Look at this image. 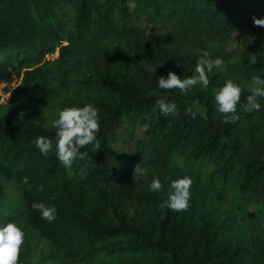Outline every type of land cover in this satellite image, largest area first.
Returning a JSON list of instances; mask_svg holds the SVG:
<instances>
[{"label": "trees", "instance_id": "16d2710c", "mask_svg": "<svg viewBox=\"0 0 264 264\" xmlns=\"http://www.w3.org/2000/svg\"><path fill=\"white\" fill-rule=\"evenodd\" d=\"M253 16L264 18V0H0V82L15 81L0 103V227L24 233L19 264H264V103L245 111L241 81L264 79ZM203 51L223 60L207 88H159L170 71L191 76ZM228 79L242 89L234 123L215 101ZM161 98L179 115L161 113ZM87 104L100 131L67 168L51 122ZM184 176L187 210L161 209Z\"/></svg>", "mask_w": 264, "mask_h": 264}, {"label": "clouds", "instance_id": "9594fccd", "mask_svg": "<svg viewBox=\"0 0 264 264\" xmlns=\"http://www.w3.org/2000/svg\"><path fill=\"white\" fill-rule=\"evenodd\" d=\"M253 23L255 26L264 27V18L253 16ZM222 65L221 58L213 60L208 51H203L196 60L191 76L181 78L174 71H170L166 78L161 76L158 79V86L168 91L178 89L181 94H187L197 84H202L207 88L209 84L207 73L211 72L214 67L221 68ZM248 89L250 95L246 97L247 103L244 105V109L248 112L259 111L261 104L257 98H264V79L254 76ZM241 94L242 89L231 79H228L215 93L217 110L224 115L225 123H234L239 119L237 104L240 102ZM156 103L161 113L172 116L179 115L175 103L169 104L163 98L158 99ZM190 114L195 119L197 113L193 111ZM23 117L24 113L21 112L19 118L23 120ZM44 126L48 127L47 124ZM51 126L56 129L57 158L61 164L70 168L77 158L84 159L87 155L86 152H81V149L96 140V134L100 131L98 110L92 104L83 107H66L59 111L58 119L53 120ZM35 144L42 154L48 155L52 150L53 142L47 137L40 136L36 138ZM144 174L140 164H137L133 170L134 180L136 181ZM165 179L169 178L165 177ZM191 184L192 180L187 176L171 180L168 197L159 207L172 211H186L190 199ZM149 188L153 192H160L163 189V184L158 177H155L150 182ZM32 208L38 210L48 222H52L56 218L54 207L34 202ZM23 243L24 233L14 222L9 221L0 227V264H19L20 249Z\"/></svg>", "mask_w": 264, "mask_h": 264}, {"label": "rangeland", "instance_id": "374dc122", "mask_svg": "<svg viewBox=\"0 0 264 264\" xmlns=\"http://www.w3.org/2000/svg\"><path fill=\"white\" fill-rule=\"evenodd\" d=\"M131 5H133V1H131ZM235 33H236V30H233L230 38L225 42L226 48L229 50L233 49L235 46V43H236ZM263 36H264V33H263ZM213 70L216 71L217 68L214 67ZM241 81H242L243 86H245L247 89H248V86L252 82V80H246V79H242ZM16 82H18V80H16ZM14 83H15V81L8 82V83L4 82V81L0 82V103H5L4 101H6V96L8 95V92H9L8 89H10L11 88L10 86H12ZM258 102L261 105L264 103V101H258ZM193 104L197 110H200V111L203 110V105L199 100L195 99ZM47 264H50V262H48V260H47Z\"/></svg>", "mask_w": 264, "mask_h": 264}]
</instances>
